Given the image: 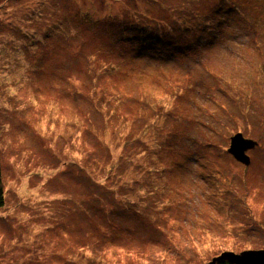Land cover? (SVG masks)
I'll use <instances>...</instances> for the list:
<instances>
[{
  "label": "rangeland",
  "instance_id": "obj_1",
  "mask_svg": "<svg viewBox=\"0 0 264 264\" xmlns=\"http://www.w3.org/2000/svg\"><path fill=\"white\" fill-rule=\"evenodd\" d=\"M250 12L260 51L239 42ZM261 16L264 0H0V264L264 247ZM237 132L259 141L249 165Z\"/></svg>",
  "mask_w": 264,
  "mask_h": 264
},
{
  "label": "water",
  "instance_id": "obj_2",
  "mask_svg": "<svg viewBox=\"0 0 264 264\" xmlns=\"http://www.w3.org/2000/svg\"><path fill=\"white\" fill-rule=\"evenodd\" d=\"M258 143L254 138L245 136L243 132H237L231 136L229 152L240 162L249 165L251 157L248 150L256 147ZM219 260H229L234 264H264V248L245 249L241 252L227 250L206 264H216Z\"/></svg>",
  "mask_w": 264,
  "mask_h": 264
},
{
  "label": "trees",
  "instance_id": "obj_3",
  "mask_svg": "<svg viewBox=\"0 0 264 264\" xmlns=\"http://www.w3.org/2000/svg\"><path fill=\"white\" fill-rule=\"evenodd\" d=\"M218 13L220 15L223 14V10H222L221 7L218 8ZM261 17L263 18L264 16H261ZM261 17L259 18V20L261 19ZM247 18H249V21H247L248 25L247 26H244L242 28L243 35L245 37L243 38V40H239V42L240 43L247 44L250 49H255L257 51H260L261 50V47H262V44H260L261 43V40H258V44L256 42V37H257V35L259 33V30L257 29V26H256V22H257L256 16L253 13L250 12L248 14V17ZM88 21H90V24L91 25H94V20H92L91 18H89ZM258 23H259V25L261 24L260 22H258ZM149 41L152 43V42H154V39L153 40L152 39H149ZM251 97H252V93H249L248 99H250ZM247 137H249V136H247ZM255 140H257V139H255ZM258 145H259V143H258ZM1 173H2V159H1V148H0V205H2L4 203V200H5V189H4L3 181L1 179ZM261 248H264V247H261ZM255 249H257V248H255ZM216 264H234V263L231 262V261H229V260H219Z\"/></svg>",
  "mask_w": 264,
  "mask_h": 264
},
{
  "label": "flooded vegetation",
  "instance_id": "obj_4",
  "mask_svg": "<svg viewBox=\"0 0 264 264\" xmlns=\"http://www.w3.org/2000/svg\"><path fill=\"white\" fill-rule=\"evenodd\" d=\"M255 148V147H254ZM245 250V249H244Z\"/></svg>",
  "mask_w": 264,
  "mask_h": 264
}]
</instances>
